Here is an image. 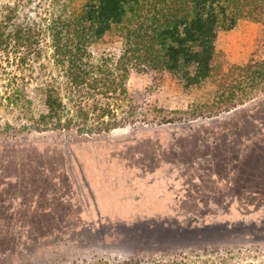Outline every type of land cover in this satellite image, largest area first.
<instances>
[{
  "label": "rangeland",
  "instance_id": "obj_1",
  "mask_svg": "<svg viewBox=\"0 0 264 264\" xmlns=\"http://www.w3.org/2000/svg\"><path fill=\"white\" fill-rule=\"evenodd\" d=\"M22 1L30 2L23 17L42 16L47 7L40 0H0V9ZM68 1L75 13L85 3ZM123 47L111 33L89 50L98 63L120 57ZM217 50L225 70L264 58V24L242 21L221 32ZM42 63L60 76L52 60ZM37 64L30 68L40 72ZM22 67L0 54V170L23 177L8 180L14 183L0 221V264H264V185L260 195L239 199L241 188L223 179L233 154L264 143V93L216 110L206 106L215 100L210 83L187 88L166 75L158 87L134 74L117 116L136 115L135 123L105 132L92 102L74 103L66 94L63 126L45 129L42 85H27L37 72ZM17 88L31 107L11 103ZM36 165L42 170L22 173ZM2 183L0 177L1 190ZM35 192L42 206L55 203L46 212L56 216L30 229Z\"/></svg>",
  "mask_w": 264,
  "mask_h": 264
},
{
  "label": "trees",
  "instance_id": "obj_2",
  "mask_svg": "<svg viewBox=\"0 0 264 264\" xmlns=\"http://www.w3.org/2000/svg\"><path fill=\"white\" fill-rule=\"evenodd\" d=\"M40 1H45L47 7L37 18L22 16L29 1L0 9V54L13 56L22 68L37 72L35 78L30 75L25 81L27 85H42L47 110L41 114L39 124L45 129L63 126L66 94L72 95L74 103L92 102L105 132L123 123H135L136 115L121 120L117 116V110L128 100V81L134 74L151 78L158 87L166 75L183 81L187 88L210 83L216 87L215 100L206 106L216 110L231 109L264 93V58H252L245 65L225 70L227 64L217 50L221 32L233 30L242 21L264 24V0H84L80 13L69 9L68 0ZM111 33L123 39L121 56L95 63L89 50L91 44ZM51 60L60 69V76L48 72L50 67L42 63ZM36 63L40 72L30 68ZM13 92L9 97L12 104L22 101L31 107L25 89ZM81 110L88 118V111L84 107ZM252 149L243 158L235 153L227 160V166L232 168L228 179H223L230 187L241 188L235 192L239 199L260 195L264 185V165L258 152L261 148ZM32 168L22 173L42 170L38 165ZM7 171L0 170L4 186L0 189V221L11 192L7 188L14 183L8 180L23 179ZM214 175L222 179L218 173ZM36 195L37 192L35 198ZM37 200L32 204L38 206L31 207L34 219L29 221L30 229L43 225L44 218L54 220L56 216L46 212L48 207L54 211L55 203L42 206ZM204 264L229 263L212 260Z\"/></svg>",
  "mask_w": 264,
  "mask_h": 264
},
{
  "label": "flooded vegetation",
  "instance_id": "obj_3",
  "mask_svg": "<svg viewBox=\"0 0 264 264\" xmlns=\"http://www.w3.org/2000/svg\"><path fill=\"white\" fill-rule=\"evenodd\" d=\"M260 143V145H259V147L261 148V149H263L264 150V143H262V142H259ZM255 149V148H257V147H255V144L253 145V147H251V149ZM248 150L249 152L251 151V150H249L248 148H247V145H245L244 146V148L242 149V150H240L239 151V153H238V155L241 153V154H243V156H240L241 158H243L244 156H246V154L245 153H247L245 150ZM252 149V150H253ZM259 152V158H261V160L263 161V165H264V151L263 152H261V150H259L258 151ZM237 154V153H236Z\"/></svg>",
  "mask_w": 264,
  "mask_h": 264
}]
</instances>
